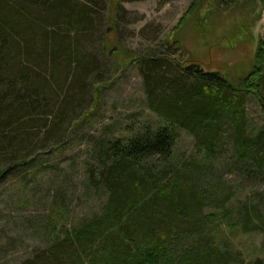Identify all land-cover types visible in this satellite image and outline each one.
<instances>
[{
  "label": "trees",
  "instance_id": "1",
  "mask_svg": "<svg viewBox=\"0 0 264 264\" xmlns=\"http://www.w3.org/2000/svg\"><path fill=\"white\" fill-rule=\"evenodd\" d=\"M239 1L220 4L230 8ZM243 1L256 8L255 0ZM98 10L88 0H0V180L40 150L65 145L68 130L90 116L83 114L93 106L92 88L109 79L101 78L110 70H103L100 58L118 45L100 31L101 54L96 52ZM111 27L115 33L118 23ZM167 47L162 42L128 54L153 118L126 126L123 135L90 140L100 168L88 177L105 192L99 212L69 230L50 231L49 245L22 264H245L231 243L186 250L183 240L207 229L204 207L232 206L231 191L206 201L200 189L217 154L227 156L228 173L244 170L264 184V126L254 128L248 108L256 102L264 117V32L248 72L237 80L180 62ZM181 132L192 137L201 158L174 172L169 165ZM234 216H241L242 226L256 227L242 233L264 231V214L254 201ZM246 264H264V258Z\"/></svg>",
  "mask_w": 264,
  "mask_h": 264
},
{
  "label": "rangeland",
  "instance_id": "2",
  "mask_svg": "<svg viewBox=\"0 0 264 264\" xmlns=\"http://www.w3.org/2000/svg\"><path fill=\"white\" fill-rule=\"evenodd\" d=\"M88 1L99 9L100 24L94 37L98 41L96 52L101 54L100 31H106V39L116 40L119 45L109 44L107 57L100 58L106 66L103 70H110L109 75L102 70L101 78L109 79L92 88L93 106L83 114L90 116H83L71 132L68 130L65 145L48 153L46 148L40 150L34 161L13 168L12 175L0 180V264H22L49 245L53 239L50 231L57 234L69 230L80 219L99 212L105 192L93 186L88 177L89 172L96 177L100 168L96 148L90 140L112 132L115 136L123 135L120 130L126 126L153 118L145 107L138 67L128 65V54L146 53L165 42L168 50L176 52L178 61L199 63L204 70H218L237 80L248 72L264 32L261 0H255V9H249L243 0L230 8L223 7L220 0H119L117 4L112 3L117 0ZM115 22L117 30L110 33ZM96 86L99 91L95 93ZM248 108L254 128L264 126L257 103L250 102ZM42 132L44 129L36 140ZM198 158L201 155L192 137L181 132L169 166L176 172L186 162ZM226 160L222 153L216 155L200 189L206 201L208 198L220 201L222 195L231 191L232 206L227 210L204 207L210 216L207 229L202 228L200 235L183 242L186 250L198 243L201 247L231 243L246 264L255 257L264 258V231L242 233L243 228L256 227L242 226L241 216L234 213L251 200L264 214V184L244 170L228 173ZM174 245L177 254L178 243Z\"/></svg>",
  "mask_w": 264,
  "mask_h": 264
},
{
  "label": "water",
  "instance_id": "3",
  "mask_svg": "<svg viewBox=\"0 0 264 264\" xmlns=\"http://www.w3.org/2000/svg\"><path fill=\"white\" fill-rule=\"evenodd\" d=\"M107 31H109V29H107Z\"/></svg>",
  "mask_w": 264,
  "mask_h": 264
}]
</instances>
